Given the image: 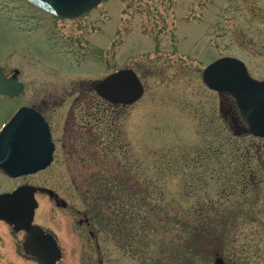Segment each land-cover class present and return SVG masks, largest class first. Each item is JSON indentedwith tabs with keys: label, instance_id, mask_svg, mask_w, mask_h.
I'll return each mask as SVG.
<instances>
[{
	"label": "rangeland",
	"instance_id": "rangeland-1",
	"mask_svg": "<svg viewBox=\"0 0 264 264\" xmlns=\"http://www.w3.org/2000/svg\"><path fill=\"white\" fill-rule=\"evenodd\" d=\"M225 55L264 78V0H103L74 18L0 0V66L7 76L17 67L25 86L18 102L0 99V125L17 104L45 101L66 139L45 170L0 173V192L28 183L66 200L36 195L35 224L64 247L56 264H214L216 254L264 264V139L240 126L231 94L203 79ZM126 67L144 82L139 101L89 95ZM250 173L257 191L242 194ZM77 210L95 219L99 248ZM194 222L206 225L196 233ZM25 235L0 220V264H42L23 251Z\"/></svg>",
	"mask_w": 264,
	"mask_h": 264
},
{
	"label": "water",
	"instance_id": "water-1",
	"mask_svg": "<svg viewBox=\"0 0 264 264\" xmlns=\"http://www.w3.org/2000/svg\"><path fill=\"white\" fill-rule=\"evenodd\" d=\"M52 13L62 16L80 15L102 0H28ZM209 87L231 92L238 103L249 131L264 137V80L253 79L244 64L233 57H223L211 63L203 73ZM16 76L7 78L0 68V93L13 94L20 89ZM99 93L114 102L133 103L145 88L133 69H121L97 83ZM50 131L33 109L22 107L0 132V169L17 177L47 167L53 159ZM36 187L21 186L11 193L0 194V219L15 230H26L23 242L26 254L42 264H56L62 249L55 235L34 224L38 200ZM48 192H53L47 189ZM215 264H226L218 256Z\"/></svg>",
	"mask_w": 264,
	"mask_h": 264
},
{
	"label": "flooded vegetation",
	"instance_id": "flooded-vegetation-1",
	"mask_svg": "<svg viewBox=\"0 0 264 264\" xmlns=\"http://www.w3.org/2000/svg\"><path fill=\"white\" fill-rule=\"evenodd\" d=\"M43 11V10H42ZM48 13V12H47ZM49 14H51V13H49ZM53 15V14H52ZM54 16H56V15H54ZM57 17H59V16H57ZM63 18V17H62ZM6 73V72H5ZM19 74H20V71H19V69L17 68V67H15V70H14V73H13V75L12 76H19ZM7 75V74H6ZM24 89H25V86H24V84L21 86V91L19 92V93H17V94H14V95H8V94H4V93H0V99H6L7 101H14V102H18L19 100H20V98H22V96L24 95ZM80 91H83V90H80ZM92 94H95L97 97L100 95L99 93H98V91H97V88H96V85H94V91H91V93H89V95H92ZM83 95H85V94H83ZM96 96H95V98H96ZM91 97H93V95L91 96ZM101 99H103L104 100V102H106L107 104H110V105H115V103L114 102H112V101H109L108 99H106V98H104L103 96H99ZM94 98H93V100L90 102V103H93L94 102ZM42 103H44V105H42V104H34V105H28V104H25V103H22V104H17L16 105V107L14 108V110L12 111V113L10 114V116H9V118L7 119V121L18 111V109L20 108V107H22V106H28V107H31V108H33V109H35V111L36 112H38V113H40L43 117H44V119L46 120V122L48 123V125H49V127H50V130H51V141H52V143H53V146H54V152H53V155H54V160H55V158L57 157V154H58V152H60V150H61V147H63V149L66 147L65 145V137H64V135L63 136H61V137H57V135H56V132H55V129H54V126H53V123L50 121V119H49V117H48V115H47V113H46V109H45V105H46V102L45 101H43ZM96 103H98V100H96ZM119 105H122V104H119ZM90 106H92V105H90ZM236 111L239 113V116H240V120H241V124H240V126H243V128H244V130H245V132L246 133H248V128H247V126H246V124H244V122H243V120H242V117H241V115H240V112H239V110H238V108H237V106H235V113H236ZM90 115H92V114H90ZM7 121H5L4 122V124L7 122ZM4 124L3 125H0V130L2 129V127L4 126ZM77 135V134H76ZM72 137V140L74 139V137L73 136H71ZM77 137H78V135H77ZM61 138H62V140H63V144H61ZM69 149H66V151H68ZM73 153V152H72ZM72 153H70V151H68V154L69 155H71ZM75 154H76V152H75ZM54 162V161H53ZM0 173H2L1 171H0ZM30 175H32V174H30ZM23 176H25V177H27V176H29V175H23ZM257 179V177H256V175L255 174H253V173H250L249 175H246V176H242V175H240V179H239V185H241L242 186V194L244 193V194H246V193H251L252 191H257V187H256V185H257V181H258V179ZM259 181H261V180H259ZM237 182V183H238ZM54 191V190H53ZM39 192H46L47 194H49L50 195V197L52 198V199H54L55 201H56V203H57V205H59V206H62V207H67L68 206V203L66 202V200L64 199V198H62L61 196H60V194H58L56 191H54V192H48L47 191V189H45V188H42V187H38V189H37V193H39ZM213 205H209L208 206V213H210L211 212V210H214L213 208L214 207H212ZM77 212L80 214V215H82V210H77ZM195 214V213H194ZM237 216H239L238 214H237ZM207 217L208 218H210V219H212L213 220V218H215V215H214V213H213V215L211 216V215H208L207 214ZM228 218H223L222 220L224 221V220H227ZM78 223H79V225H86L87 227H89L90 228V230H89V232H90V234H91V236L92 237H94V238H96V248H99L100 246H99V244H98V232L94 229V223H95V219L93 218V216L91 217V216H89V214L88 213H83V215H82V217H80L79 219H78ZM193 224V223H192ZM9 225V224H8ZM10 226V225H9ZM13 230H14V228L12 227V226H10ZM15 231V230H14ZM23 232H25V234H26V231H24V230H22ZM15 232H18V231H15ZM21 232V231H20ZM59 246H60V248H64L63 247V245L61 244V243H59Z\"/></svg>",
	"mask_w": 264,
	"mask_h": 264
},
{
	"label": "trees",
	"instance_id": "trees-1",
	"mask_svg": "<svg viewBox=\"0 0 264 264\" xmlns=\"http://www.w3.org/2000/svg\"><path fill=\"white\" fill-rule=\"evenodd\" d=\"M174 164V162H173ZM146 188H150L149 184L146 183ZM147 190V189H146ZM164 196L161 194V198H163ZM204 208V207H203ZM202 207L199 208V210H201ZM169 214V213H168ZM197 216L199 217V214H197ZM196 221H203L201 217L199 218H196ZM194 225H195V229H196V233H197V229L200 228V227H204L206 225V223L202 222V224L200 223H195L194 222ZM192 225H189V227H191ZM195 235V233H193Z\"/></svg>",
	"mask_w": 264,
	"mask_h": 264
}]
</instances>
